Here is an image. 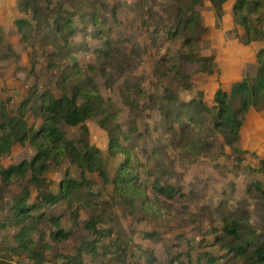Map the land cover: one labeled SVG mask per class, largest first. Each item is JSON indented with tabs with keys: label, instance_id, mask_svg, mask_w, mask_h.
Returning a JSON list of instances; mask_svg holds the SVG:
<instances>
[{
	"label": "rangeland",
	"instance_id": "374dc122",
	"mask_svg": "<svg viewBox=\"0 0 264 264\" xmlns=\"http://www.w3.org/2000/svg\"><path fill=\"white\" fill-rule=\"evenodd\" d=\"M234 1L215 9L202 0L195 7L199 28L191 34L194 45L190 51L196 58L215 59L218 51L227 55V50L236 52L243 44L244 29L234 21ZM260 1L264 12V0ZM64 11L78 14L72 17V29L58 36L55 43L52 19ZM93 15L96 24L90 22ZM24 16L31 28L20 32L14 25L8 26L7 34L0 28V109L8 118H16L20 104L34 89L36 97L45 94L50 103L64 94L70 96L71 85L62 83V74H68L64 54L71 49L81 68H93L78 82L93 81L103 99L111 100L120 110L117 122L130 133L129 140H121V144L129 150L128 170L142 193L129 191L130 199L114 192L113 181L126 157L107 151V134L96 120L86 121V130L60 124L65 137L75 145L80 146L84 138L100 151L108 182L103 183L97 173L86 172L79 197L70 196L67 202L54 206L45 204L33 212L34 216L43 214L31 232L34 241L41 238L48 246L43 264H63L65 257L75 255H80L84 264H247L235 257L230 249L234 244L222 228L225 221L236 219L242 220L245 239L264 235V201L257 192V188L264 191L260 164L264 152L247 151L241 145L244 153L227 146L222 150V139L216 135L207 154L187 155L163 135L157 102L164 87L173 81V94L180 100L198 98L199 92L204 93L199 73L209 69L208 64L184 58L189 49L183 46L185 35L174 36L176 19L171 1L49 0L41 3L38 22L30 13ZM105 42L111 45L112 60L98 56L107 51ZM253 44L256 53L264 48V42ZM255 67L249 68L243 79L252 78ZM187 77L188 90L184 89ZM203 101L206 103L205 95ZM29 107L28 126L38 128L42 121L37 104ZM35 152L29 144H15L8 154L0 156V167L30 161ZM66 173L68 179L81 181L80 170L68 163L51 167L40 189L28 178L14 180L6 187L0 178V226L4 225L0 227V264H32L25 254L13 252L19 226L12 206L22 197L23 187L30 191L28 203L35 204L39 194L57 195ZM155 187L172 190L173 198L158 195ZM88 203L91 207L87 209ZM93 211L95 216L101 214V223L90 232L84 225ZM51 217H60L67 240L52 239Z\"/></svg>",
	"mask_w": 264,
	"mask_h": 264
},
{
	"label": "trees",
	"instance_id": "16d2710c",
	"mask_svg": "<svg viewBox=\"0 0 264 264\" xmlns=\"http://www.w3.org/2000/svg\"><path fill=\"white\" fill-rule=\"evenodd\" d=\"M44 1L49 0H22L19 10L25 14L30 13L32 20L38 22L40 6ZM170 1L176 19L174 36L185 35L183 46L189 49V53L184 58L191 63L208 64L209 69L203 72L213 73L216 69L213 57L196 58L195 53L190 51L194 45L191 34L199 28L198 16L194 9L202 4V0ZM208 2L218 9L228 0H208ZM232 11L235 23L244 29L243 44L264 42V12L260 0H235ZM62 14L68 15V18ZM77 14L64 11L52 19L57 35L54 37L55 43L66 31L72 29V17ZM90 22L96 24L95 15L90 17ZM13 25L20 32L24 27H32L23 19L15 20ZM104 45L107 46V51L98 56L105 60H112L114 55L110 52V43L105 42ZM255 56L257 62L255 75L252 78L246 76L241 81L233 83L227 92L219 87L214 93L210 107L203 101L205 95L203 92H199L198 98L182 101L173 94V81L164 87L163 94L157 102V111L162 121L163 135L170 137L173 146L187 155L203 156L209 152L213 145L211 141L218 135L222 139L219 145L222 150L224 146H227L232 148L233 152L244 153L239 143L240 130L245 118L251 109L264 112V48ZM64 59L68 61V74H62V83L71 85L70 96L64 94L55 103H50L48 98H45V94L36 97L37 91L34 89L20 104L16 118H8L0 109V156L8 154L15 144H29L36 150L30 161H23L17 166L6 169L0 167L3 186L10 185L14 180L23 181L28 178L31 185L40 189L43 176L53 166L59 167L68 163L80 170V182L68 179L69 174L66 173L67 179L61 182L57 195L39 194L36 197L37 202L29 204L30 191L24 186L22 197L14 201L12 213L13 219L19 226V232L14 236L13 252L16 255L25 254L32 264H43L46 261L44 252L48 248L41 238L38 242L31 238L35 222L37 223L43 217V214L34 216L33 212L39 211L45 204L54 206L60 201L67 202L70 196L79 197L80 190L86 181V172L97 173L103 183L108 182V176L101 166L100 151L91 148L84 138L79 141L80 146L75 145L65 137L60 124L68 127H84L86 121L96 120L98 126L107 134V151L111 155L123 154L126 157L113 181L114 192L117 196H127L130 199L132 194H128L129 191L142 194L133 184L134 178L128 170L129 150L121 144V140H129L130 133L124 132L117 122L120 110L111 100L103 99L98 85L93 81L88 80L83 85L78 82L85 79L86 73L92 70V67L81 68L71 49L65 52ZM104 75L107 76L106 73ZM185 84L184 89L191 88L189 77ZM35 103L42 121L38 128L29 127L26 121L29 105ZM176 126L178 129L175 128ZM84 129L86 130L85 127ZM260 164L264 169V159L260 161ZM155 189L158 195H167L170 199L174 196L172 190H165L162 187H155ZM257 192L264 201V191L257 188ZM90 207L88 203L86 208ZM94 211L91 220L84 225L90 232L95 231L101 223V214L95 216ZM50 221L54 229L51 232L52 239L55 242L67 240L68 233L61 228L60 217H51ZM224 223L222 231L225 237L232 240L234 247L230 249L235 253V257L243 258L247 264H264V235L257 236L254 240L245 239L242 234V220L232 219ZM64 260L63 264H84L80 255L65 257Z\"/></svg>",
	"mask_w": 264,
	"mask_h": 264
},
{
	"label": "crops",
	"instance_id": "0c3cea01",
	"mask_svg": "<svg viewBox=\"0 0 264 264\" xmlns=\"http://www.w3.org/2000/svg\"><path fill=\"white\" fill-rule=\"evenodd\" d=\"M21 1L0 0V28L6 34L9 30H7L8 26H13L15 20L25 17L24 13L19 10ZM224 6L225 4L223 8ZM224 11L226 8L223 9V13ZM253 45V43L242 44L236 48V52L231 53L227 50V55L218 51L214 59L215 71L211 74L199 73V83L204 89L205 101L208 105L212 104L214 93L219 87L227 92L233 83L243 79L249 68L256 65L257 69L256 51L254 47L252 48ZM239 145L247 151L264 152V112H257L253 109L249 111L240 130Z\"/></svg>",
	"mask_w": 264,
	"mask_h": 264
}]
</instances>
